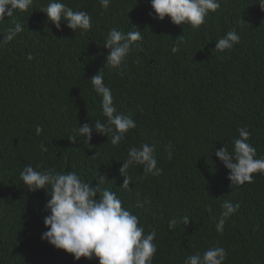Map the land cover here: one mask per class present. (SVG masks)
<instances>
[{
    "label": "trees",
    "instance_id": "trees-1",
    "mask_svg": "<svg viewBox=\"0 0 264 264\" xmlns=\"http://www.w3.org/2000/svg\"><path fill=\"white\" fill-rule=\"evenodd\" d=\"M63 1L90 14V30L73 32L64 22L57 30L41 12L49 0H34L27 11L0 21V37L15 23L23 26L0 46V264H99L74 260L41 239L50 197L23 184L20 172L28 165L75 172L92 187L97 173L104 176L99 187L116 193L146 233L156 232L152 264H183L214 245L226 249L224 264H264V174L231 185L213 152L224 146L231 152L237 129L247 127L257 158L264 157V11L258 0H220L198 28L155 19L150 0H111L107 9L99 0ZM132 26L142 31L139 48L121 67L101 69L109 30ZM233 29L239 43L215 50ZM100 69L117 110L136 122L116 146L111 135L93 133L87 143L77 131L106 121L102 97L88 81ZM142 143H156L163 171L145 175L143 166L132 165L126 189L119 169L128 149ZM225 201L239 208L220 233L216 223ZM172 219L177 224L169 230Z\"/></svg>",
    "mask_w": 264,
    "mask_h": 264
},
{
    "label": "clouds",
    "instance_id": "clouds-1",
    "mask_svg": "<svg viewBox=\"0 0 264 264\" xmlns=\"http://www.w3.org/2000/svg\"><path fill=\"white\" fill-rule=\"evenodd\" d=\"M111 0H99L100 5L107 9ZM34 0H0V21L5 16L11 17L14 12L27 11ZM42 9L48 21L57 29L61 22L75 32L81 34L92 27V19L85 11L74 10V7L63 0H49ZM257 5L264 11V0H258ZM154 18L160 21L168 17L174 25L189 24L198 28L205 22L211 12L220 8V0H150ZM133 31L124 32L117 28L109 30L104 42V49L109 50L105 57L104 65L116 69L122 66L133 48H139L137 42L142 41V31L132 26ZM23 31L20 23H15L0 37V46L12 41ZM240 41V36L235 29L228 31L215 43V50L224 52L230 50ZM172 52L179 50L178 46L172 47ZM26 59H34L28 53ZM90 80L94 91L102 97L101 107L105 122L97 119L94 127L89 123L78 126V133L86 138L87 143L93 133L107 137L111 135V144L118 145L125 138V133L136 127L131 115L119 112L113 103L112 92L104 83L102 70ZM37 134L41 128H36ZM238 138L233 141L234 147L230 152L226 146L214 148V155L228 170L227 179L231 185H243L253 181L254 173L264 174V157L257 158L256 149L249 143L251 136L247 127L237 129ZM156 143H142L139 147L128 149L127 159L122 162L119 172L123 179L122 187L128 188L131 183L128 169L132 165L143 166L145 175L159 176L163 169L157 166ZM43 150H47L43 148ZM167 158L173 156L172 145L166 149ZM99 176L95 187L82 180L75 172H58L55 168L36 170L31 165L25 166L20 172V179L29 191L44 190L50 197L45 204L48 214L43 218V225L47 229L42 233L41 239L47 241L56 249L64 250L73 256L74 260L81 257L92 260L98 259L99 264H152L157 252L154 243L156 232H145V226L140 224L139 217L129 209L122 206V201L116 193L101 189L98 182L106 181ZM147 202V201H145ZM137 202V207H142ZM221 217L216 223V230L224 231L226 218L236 212L239 204L225 201L222 205ZM183 223H189L188 217H183ZM177 221L172 219L168 223L169 230L175 228ZM227 258L226 249L220 246H211L203 253L197 251L189 255L183 264H224Z\"/></svg>",
    "mask_w": 264,
    "mask_h": 264
}]
</instances>
